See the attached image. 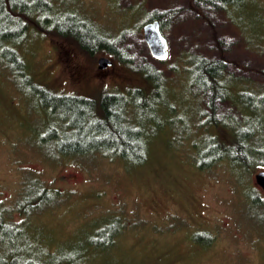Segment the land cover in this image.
<instances>
[{
    "label": "rangeland",
    "instance_id": "374dc122",
    "mask_svg": "<svg viewBox=\"0 0 264 264\" xmlns=\"http://www.w3.org/2000/svg\"><path fill=\"white\" fill-rule=\"evenodd\" d=\"M54 1L63 13L79 10L90 19L85 27L96 28L94 33L101 30L108 39H118L116 48H123L132 62L128 66L101 51L88 57L74 52L76 57H62L65 61L59 64L51 40L31 32L18 47L29 68L10 76L0 64L8 80L0 75V218L19 223L24 239L20 250L49 262L73 257L79 250L81 264H264V190L256 182L264 163L250 170H239L227 159L209 164L211 134L221 124L210 119L207 84L200 73L203 56L228 59L225 75L234 81L236 98L216 101L217 118L231 114L234 123L239 113L242 127L263 125L257 117H264V0L235 2L225 9L219 1L201 5L190 0H69V8L65 1ZM165 10L176 13L162 28L170 57L159 61L143 27L154 11ZM103 56L115 64L99 77L98 60ZM145 65L161 70L163 78L149 70L141 74ZM49 66L50 73L64 72L67 78L86 72L87 85L78 78L67 89L89 96L104 86L105 91L139 83L146 87L139 104L131 103L129 110L135 124L148 127L146 160L103 152L59 153L48 140L53 136L49 127L56 121L52 112L47 111L44 122L34 116L37 92L21 96L29 105L21 113L31 111L28 122L35 132L20 129L10 116V99L18 94L20 81L33 83ZM34 69L35 76L29 75ZM30 87L35 88L23 85V91ZM258 139L264 150V130ZM41 183L54 190L52 202L42 198V209L24 211L21 203L40 193ZM0 234L5 239L1 250L19 247L20 236L12 226L2 227ZM95 239L115 241L105 248L92 244Z\"/></svg>",
    "mask_w": 264,
    "mask_h": 264
},
{
    "label": "trees",
    "instance_id": "16d2710c",
    "mask_svg": "<svg viewBox=\"0 0 264 264\" xmlns=\"http://www.w3.org/2000/svg\"><path fill=\"white\" fill-rule=\"evenodd\" d=\"M62 1L67 2V7L69 6V0ZM190 1L201 5H217L216 2L219 1L221 2L220 6L225 9L224 5L234 4L235 2L240 3L245 0ZM54 2V0H0V64L11 72L10 76L22 74L24 66L27 69L29 68V63L24 61V57L20 54L18 47L20 48L19 45L27 40L31 32L32 34L40 33L41 36L48 37L51 40L57 48L58 55L56 60L59 64H62L63 59L65 61V58L62 57H68L69 60L70 54L74 52L88 57L89 54L95 55L103 51L121 58L129 66L132 58L125 53L123 48H116L118 39H113L112 37V40L108 39L99 29V32L94 33L93 30L96 28L92 30L85 27L90 24L88 22L90 19L82 17L79 10L69 9L63 13V10H59ZM197 12L204 16L200 10H197ZM175 13V10L154 11V16L151 20L160 19L163 28L174 17ZM31 25L34 27H32V30H30ZM28 48L31 49V47ZM77 54L73 55L76 57ZM201 62L200 73L203 81L207 84L205 89H207V95L210 100L208 108L212 109L210 115L213 117L210 119L212 122L215 120L221 124L211 134L213 144L208 151L211 156L209 164H217V161L227 159L229 165L232 163V166H237L239 170H244L245 168L250 170L255 163H264V150L261 148V144H258L260 142L258 139L260 133L264 130V117H257L263 122V125L259 124L256 129L242 127V115L240 116L239 113L234 115L236 116L234 123L230 119L232 117L231 114L226 119L223 116L217 118L216 101L227 102L231 98H236V94L234 95L232 90L234 89V81L233 79L229 80L225 75L230 62L225 57L212 60L204 56ZM51 67L39 70V73H43V76L41 78L36 76L33 79V83L28 81V79H26V83L20 81L18 90L20 91V96L22 94L27 95L29 92L37 96L38 93L39 102L34 106V116L39 119L43 118V122L45 116L48 115L47 111L52 112L56 121L49 127L53 136L48 140L52 139L55 144L53 146L54 148L57 147L59 153L65 155H86L93 152H103L106 155H119L139 162L146 160L149 137L147 133L148 127L147 125L143 128L139 127L140 125L133 122V117L129 113L131 103L139 104L138 100L146 92V87L137 85L131 89H126L125 87L109 86L107 89L111 92H107L108 90L102 92L98 88L99 91L93 96L84 95L67 89L69 85L79 81L78 78H82V76L78 74L74 76L72 74L70 78H67L64 72H60V75L50 73ZM242 68L248 69L246 66H242ZM140 69L142 71L141 74L149 70L163 78V72L152 65H145ZM79 70L77 73L83 72L82 69ZM36 72L37 69H34L29 71L28 74L35 76L33 73ZM0 73L1 77L6 80L3 72L0 71ZM1 82L2 84L5 83V81ZM8 84L10 83L8 82ZM31 84L35 86L34 89L30 87V89L27 88L23 91V85ZM132 90L135 92L133 99L130 97ZM15 96L13 95L12 98ZM21 99L22 103L27 101L23 97ZM31 114V111H25V115L29 116L26 119H29L30 122H32L30 119ZM206 120L207 116L204 121ZM58 122L62 125L58 124ZM25 123V129L30 128L32 132H35L32 124L29 122ZM41 184L40 186L43 187H41L40 193H36L35 197H29L26 202L21 203L24 211L29 212L31 208L42 209L39 205V201L42 198L51 201L55 197L54 190H51L43 183ZM255 199L258 201L257 197ZM6 225L12 226L14 235L20 236L18 238L19 247L15 251L8 250L4 252V250H1L4 249L2 247L5 239L0 234V264H81L80 261L83 259V255L79 250L74 253L73 257L66 256L55 260L52 259L50 262L42 259L38 254H31L29 250L21 251L20 248L23 246L22 241L24 239L19 223L0 218V230ZM105 231L106 229L103 230V232ZM117 233L118 230L115 231V235H118ZM114 241V239H107L101 242V239H95L91 242L92 244H103L102 246L105 247L113 244Z\"/></svg>",
    "mask_w": 264,
    "mask_h": 264
},
{
    "label": "water",
    "instance_id": "95a60500",
    "mask_svg": "<svg viewBox=\"0 0 264 264\" xmlns=\"http://www.w3.org/2000/svg\"><path fill=\"white\" fill-rule=\"evenodd\" d=\"M143 35L154 58L159 61H165L170 57L169 40L163 33L160 19H154L147 22L143 27ZM113 63V59L103 56L98 60V68L104 70L109 66H112ZM257 180L264 188V170L258 173Z\"/></svg>",
    "mask_w": 264,
    "mask_h": 264
},
{
    "label": "flooded vegetation",
    "instance_id": "af4514ba",
    "mask_svg": "<svg viewBox=\"0 0 264 264\" xmlns=\"http://www.w3.org/2000/svg\"><path fill=\"white\" fill-rule=\"evenodd\" d=\"M113 61H114V63H113V65L115 64V60L113 59ZM112 65V66H113ZM112 66H109L108 68H106V69H104V70H100L99 68V70H98V72H97V75H99V77H104V76H106L107 75V73H108V71L111 69V67ZM61 73L59 72V73H57V75H60ZM83 76V75H82ZM87 74H84V76L82 77V80H84V82H85V85H87L88 83H89V81H90V79H88L89 77L87 76ZM86 77V78H85ZM39 78H41V77H39ZM91 78V77H90ZM125 79H123V81H124ZM107 82V81H106ZM134 85H136V84H133V85H130L129 86V88L131 89L132 87H134ZM141 85V83H139V85L138 86H140ZM107 86H108V84H107ZM98 88V87H97ZM104 88H105V86L104 87H101L100 89L103 91L104 90ZM19 90H17V93L18 94H15L16 96L15 97H17V102H14V99H15V97H13L11 100H10V102H11V105H10V108H11V110H10V116L13 118V119H16L17 120V126H19L20 127V129H25V125H26V123L25 122H28V120L29 119H25L26 117H28V116H26V115H22V113H21V108H25L26 107V102L24 101L23 103H22V99H21V96H20V94H19ZM15 93H16V91H15ZM84 95H87V94H84ZM27 111V110H26ZM28 112H30V111H28ZM32 116H33V114H31ZM31 116V117H32ZM25 117V118H24ZM30 129V128H29ZM31 130V129H30ZM16 139V138H15ZM18 139H22V140H24V139H27V137L25 136V137H20V136H18ZM261 172V171H260ZM259 173V172H258ZM256 175H258V174H256ZM256 182L258 183V180H257V176H256ZM259 184V183H258ZM260 185V184H259ZM260 188H262L263 190H264V188L262 187V185H260Z\"/></svg>",
    "mask_w": 264,
    "mask_h": 264
}]
</instances>
